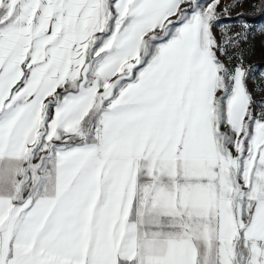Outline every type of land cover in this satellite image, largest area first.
<instances>
[{"label":"snow or ice","instance_id":"obj_1","mask_svg":"<svg viewBox=\"0 0 264 264\" xmlns=\"http://www.w3.org/2000/svg\"><path fill=\"white\" fill-rule=\"evenodd\" d=\"M243 4L0 0V264H264Z\"/></svg>","mask_w":264,"mask_h":264},{"label":"rangeland","instance_id":"obj_2","mask_svg":"<svg viewBox=\"0 0 264 264\" xmlns=\"http://www.w3.org/2000/svg\"><path fill=\"white\" fill-rule=\"evenodd\" d=\"M228 3H230V0H222V7ZM241 11L248 13L247 16L249 19H247V21L249 24L253 25L254 28H259L261 25H264V15L254 13L249 4L238 6L232 11L231 14L233 17H235L237 13ZM245 50L247 55V63L255 66V72L258 74L259 72L264 71V35L254 31L249 37ZM254 87V82L250 80V90ZM261 95H264V93H261ZM257 99H259V96Z\"/></svg>","mask_w":264,"mask_h":264},{"label":"trees","instance_id":"obj_3","mask_svg":"<svg viewBox=\"0 0 264 264\" xmlns=\"http://www.w3.org/2000/svg\"><path fill=\"white\" fill-rule=\"evenodd\" d=\"M246 19H249V17H248V16H246Z\"/></svg>","mask_w":264,"mask_h":264}]
</instances>
